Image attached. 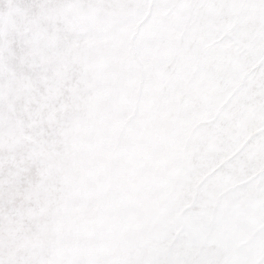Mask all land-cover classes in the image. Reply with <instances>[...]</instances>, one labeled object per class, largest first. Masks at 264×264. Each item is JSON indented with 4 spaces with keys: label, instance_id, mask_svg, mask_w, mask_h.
<instances>
[{
    "label": "snow or ice",
    "instance_id": "1",
    "mask_svg": "<svg viewBox=\"0 0 264 264\" xmlns=\"http://www.w3.org/2000/svg\"><path fill=\"white\" fill-rule=\"evenodd\" d=\"M0 264H264V0H0Z\"/></svg>",
    "mask_w": 264,
    "mask_h": 264
}]
</instances>
